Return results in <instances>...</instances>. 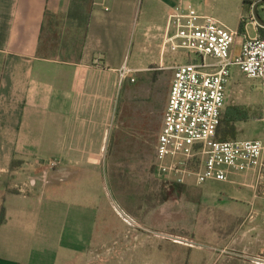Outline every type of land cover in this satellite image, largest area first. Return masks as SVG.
Returning <instances> with one entry per match:
<instances>
[{"label":"crops","instance_id":"0c3cea01","mask_svg":"<svg viewBox=\"0 0 264 264\" xmlns=\"http://www.w3.org/2000/svg\"><path fill=\"white\" fill-rule=\"evenodd\" d=\"M71 1L0 0V264H76L78 256L79 264L101 260L95 238L108 233L95 224L102 217L94 192L117 130L120 71L139 74L151 65L166 70L170 64L164 67L161 43L167 16L189 5L141 0L139 15L159 23L142 24L140 32V38L157 43V58L149 66L127 56L139 0H90L79 57L40 56L45 13L66 16ZM256 194L248 211L242 209L244 198L220 196L219 217L230 221L223 226L231 232L219 235L225 245L213 264H223V257L264 264V193ZM79 238H86L81 245ZM112 249H105L103 258H110Z\"/></svg>","mask_w":264,"mask_h":264},{"label":"rangeland","instance_id":"374dc122","mask_svg":"<svg viewBox=\"0 0 264 264\" xmlns=\"http://www.w3.org/2000/svg\"><path fill=\"white\" fill-rule=\"evenodd\" d=\"M248 1L253 4L245 7L243 0H185V3L200 15L212 17L230 30H238L241 16L243 28L240 34L246 30L249 37H259V29L263 28L254 22L252 6L262 1ZM141 2L139 0L134 24L128 31L127 56L149 66L157 58V43L147 37L140 38V32L143 31L142 24L144 27H154L159 23L143 20L139 15ZM87 9L88 6L83 7L85 12ZM255 12L264 23V5L257 6ZM65 24L60 40H64L70 56L77 59L80 40L74 37L73 24L64 21ZM135 31L139 37L135 36ZM151 31V35L156 34V30ZM241 35L237 40L235 55L239 51ZM57 40L55 34L45 32L43 46L47 54L61 51L55 49ZM186 58L187 54L181 52L173 54L171 60V53H167L164 67L184 63ZM147 69L143 73L129 74L119 89L121 99L115 114L117 130L111 141L109 165L100 171L94 192L96 208L102 217L95 220V224L108 234L109 231L113 232L114 236L106 234V237L95 238L96 252L101 256V260L95 264H213L220 257L216 251L225 245L219 235L231 232L223 226H229L230 221L221 222L219 217V210L224 207L220 196L244 198L242 209L248 211L254 191L256 196L264 193V179L257 185L253 173L230 171L226 183L211 181L196 187L192 180H188L181 196L171 198V182L157 179L153 174V164L172 71L158 70L157 65ZM226 94L225 108L240 107L248 114L246 121L236 124L235 139H263L259 82L246 79L238 68H231ZM261 210H264L263 206ZM138 227L149 232L144 233ZM135 235L137 238L133 239ZM79 239L81 245L86 238ZM108 248H113L111 257L103 258V252ZM82 259V256H78L76 264ZM219 261L223 264H240L226 257Z\"/></svg>","mask_w":264,"mask_h":264},{"label":"built area","instance_id":"2783aa9c","mask_svg":"<svg viewBox=\"0 0 264 264\" xmlns=\"http://www.w3.org/2000/svg\"><path fill=\"white\" fill-rule=\"evenodd\" d=\"M244 31L241 35L230 30L189 5H179L168 14L161 55L182 52L187 58L166 68L172 71V79L154 148L153 174L157 179L184 187L188 180L196 187L211 181L226 183L230 171L253 173L257 185L264 179V138L217 139L231 68L259 82L264 123V39L249 37ZM131 73L122 68L120 83ZM55 167L51 164V169Z\"/></svg>","mask_w":264,"mask_h":264},{"label":"trees","instance_id":"16d2710c","mask_svg":"<svg viewBox=\"0 0 264 264\" xmlns=\"http://www.w3.org/2000/svg\"><path fill=\"white\" fill-rule=\"evenodd\" d=\"M89 1L90 0H72L70 10L66 16L45 13V19L43 22V27L41 29L42 38H41V43L39 46L40 56L46 57V58L47 57L48 58H58L61 60L73 59L70 56L69 51L67 50V46L64 43V40H60L63 34L62 28L67 25V24L64 25V21H69V23L73 24L72 29L74 30V37L76 39L79 38L80 40L78 42L80 50H79V53L77 54V56L79 57L82 51V48L84 46V43H85L87 23L89 20V13H90ZM256 1H264V0H256ZM242 3L244 7L247 5L251 6L253 4L252 2L248 0H243ZM84 6H88V9L86 12L83 10ZM62 23H63V26H60L62 25ZM242 28H243V23L241 21L238 26L239 33L242 32ZM47 31L55 34L58 37V40L55 42V49L61 50L52 55H49L44 51L43 37H44L45 32ZM259 38L264 39V29H259ZM225 109L226 110L224 111L221 125L218 130V136H217L218 141H221V142L236 140L235 139L236 134H237L236 128H235L236 124L240 122H244L248 118L247 112L240 107H230L229 106ZM183 189H184V186L171 183L170 189H169L171 198L180 197ZM3 220H4V214H3V210L1 209L0 210V224L3 222Z\"/></svg>","mask_w":264,"mask_h":264},{"label":"water","instance_id":"95a60500","mask_svg":"<svg viewBox=\"0 0 264 264\" xmlns=\"http://www.w3.org/2000/svg\"><path fill=\"white\" fill-rule=\"evenodd\" d=\"M259 5H264V1L262 2H257L255 3L252 7H253V13H252V17H253V20L254 22L260 27V28H263L264 29V23L259 19V17L257 16L255 10L257 8V6Z\"/></svg>","mask_w":264,"mask_h":264},{"label":"flooded vegetation","instance_id":"af4514ba","mask_svg":"<svg viewBox=\"0 0 264 264\" xmlns=\"http://www.w3.org/2000/svg\"><path fill=\"white\" fill-rule=\"evenodd\" d=\"M138 228H139V230H141V231L144 232V233H145V232H146V233L149 232V231L144 230V229H142V228H140V227H138Z\"/></svg>","mask_w":264,"mask_h":264}]
</instances>
